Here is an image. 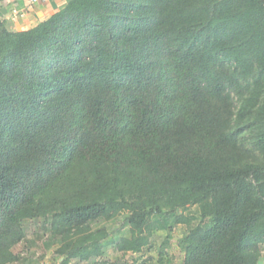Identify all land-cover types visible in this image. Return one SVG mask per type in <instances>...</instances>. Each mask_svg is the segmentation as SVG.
<instances>
[{
  "label": "trees",
  "instance_id": "trees-1",
  "mask_svg": "<svg viewBox=\"0 0 264 264\" xmlns=\"http://www.w3.org/2000/svg\"><path fill=\"white\" fill-rule=\"evenodd\" d=\"M123 213L119 238L94 227ZM167 216L186 226L181 264H264V0H70L26 30L0 17V264L42 232L59 264L157 239L163 257Z\"/></svg>",
  "mask_w": 264,
  "mask_h": 264
},
{
  "label": "rangeland",
  "instance_id": "rangeland-1",
  "mask_svg": "<svg viewBox=\"0 0 264 264\" xmlns=\"http://www.w3.org/2000/svg\"><path fill=\"white\" fill-rule=\"evenodd\" d=\"M196 206L190 207L186 210V214H195ZM173 218L167 216L166 218L158 217L156 224L158 226L157 233L161 236H165L170 230L172 234L171 242L166 246V253L163 257L158 253V248L161 242L157 239L155 241V247L153 251L145 250L140 253H128L124 257L117 251L115 245H110L106 248L105 255L101 256L95 262L82 261L81 264H181L183 259V251L177 246V240L184 232L185 224H176L170 229V225H173ZM31 225V224H30ZM41 224L39 222L32 223V229L28 230V239H34L36 235L34 231ZM94 227H106L110 233L115 237L119 238L128 232V223L126 221V213H123L112 220H98L94 223ZM40 232V231H38ZM35 244L30 245L26 242L17 247V251H27L28 258L22 261L20 264H59V260L54 259L55 249L59 245V241L53 238L49 232L40 233L39 237L36 238ZM153 254V255H152ZM262 260L264 262V244L262 246Z\"/></svg>",
  "mask_w": 264,
  "mask_h": 264
},
{
  "label": "crops",
  "instance_id": "crops-1",
  "mask_svg": "<svg viewBox=\"0 0 264 264\" xmlns=\"http://www.w3.org/2000/svg\"><path fill=\"white\" fill-rule=\"evenodd\" d=\"M70 0H0V17L11 30H26L47 19ZM14 10L22 14L16 16Z\"/></svg>",
  "mask_w": 264,
  "mask_h": 264
},
{
  "label": "built area",
  "instance_id": "built-area-1",
  "mask_svg": "<svg viewBox=\"0 0 264 264\" xmlns=\"http://www.w3.org/2000/svg\"><path fill=\"white\" fill-rule=\"evenodd\" d=\"M14 14H15L16 16H18V15H21L22 13H21L19 10H14Z\"/></svg>",
  "mask_w": 264,
  "mask_h": 264
}]
</instances>
